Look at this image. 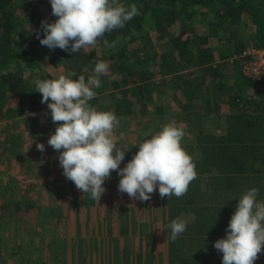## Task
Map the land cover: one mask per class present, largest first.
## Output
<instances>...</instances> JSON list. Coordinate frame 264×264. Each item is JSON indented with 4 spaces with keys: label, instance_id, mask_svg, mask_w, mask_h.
<instances>
[{
    "label": "trees",
    "instance_id": "trees-1",
    "mask_svg": "<svg viewBox=\"0 0 264 264\" xmlns=\"http://www.w3.org/2000/svg\"><path fill=\"white\" fill-rule=\"evenodd\" d=\"M119 3L135 4L138 15L73 53L40 44L41 22L58 18L50 0H0L3 157L22 152L25 131L17 132L14 124L19 119L34 140L62 123L52 121L47 102L33 90L35 78H56L53 71L62 69L61 74L73 71L74 78L82 74L87 79L98 61H106L110 70L100 77L102 85L90 104L119 118H153L174 110L171 120L187 128L182 143L197 176L184 195L165 196L164 201L169 225L181 216L192 218L175 241L169 238V264H222V253L213 245L226 235L238 197L257 187L264 199V76H246L240 62L232 60L249 46L264 47V0ZM174 25L178 32L171 30ZM39 112L45 114L44 127L31 115ZM125 149L124 165L136 153L130 143L119 148ZM14 198L2 203L3 210L33 207ZM254 264H264L260 253Z\"/></svg>",
    "mask_w": 264,
    "mask_h": 264
},
{
    "label": "clouds",
    "instance_id": "clouds-1",
    "mask_svg": "<svg viewBox=\"0 0 264 264\" xmlns=\"http://www.w3.org/2000/svg\"><path fill=\"white\" fill-rule=\"evenodd\" d=\"M53 22H41L44 35L40 44L73 53L97 43L106 32L122 28L138 15L135 4L128 7L119 0H50ZM107 44V42H105ZM110 66L98 61L94 74L85 78L68 71L56 78L33 80L35 91L47 102L53 122L59 123L47 144L59 152L64 176L83 193L100 200L105 180L113 170L120 176L118 190L134 199L147 201L154 191L161 198L184 195L197 176L190 153L183 146L185 129L176 122L164 124L159 131L138 143L139 149L123 166L126 150L117 148L116 128L120 119L111 110H98L90 101L101 87V76ZM124 138V133H120ZM45 150L44 143L36 145ZM233 198V197H232ZM226 229L213 247L222 253V264H254L264 249V199L257 187L247 189L240 197ZM231 199V198H230ZM190 218L171 221L170 239L184 233ZM169 238V235H167Z\"/></svg>",
    "mask_w": 264,
    "mask_h": 264
},
{
    "label": "crops",
    "instance_id": "crops-1",
    "mask_svg": "<svg viewBox=\"0 0 264 264\" xmlns=\"http://www.w3.org/2000/svg\"><path fill=\"white\" fill-rule=\"evenodd\" d=\"M123 166L121 162L120 167ZM52 172L51 168L39 187L34 182L17 186L22 195L18 200L33 205L25 209L28 212L32 210L36 215L54 216L57 204L51 203L55 196L54 192H47V185L60 190L61 234L53 233V226L51 229L41 227L37 230L40 246L28 249L37 253L35 260L6 264H169V217L158 190L147 201L134 200L118 190L120 176L117 170H113L104 182L106 190L100 200H96L69 179L48 180L53 178ZM20 187H29L26 188L29 193H24ZM34 187H37L36 196H33ZM54 253L62 254L61 259L48 258L47 255ZM260 254L264 257V249Z\"/></svg>",
    "mask_w": 264,
    "mask_h": 264
},
{
    "label": "rangeland",
    "instance_id": "rangeland-1",
    "mask_svg": "<svg viewBox=\"0 0 264 264\" xmlns=\"http://www.w3.org/2000/svg\"><path fill=\"white\" fill-rule=\"evenodd\" d=\"M171 30L173 32H178L179 26L174 25L172 26ZM215 40L217 41V39ZM53 72L55 73V75L59 76L62 72V69H58ZM153 95L154 97H156V93H154ZM173 114H175V112L174 110H171L169 114H164L163 116H154L153 118L150 115L146 117L137 115L135 117L128 116L119 118L120 124L117 127V130H119L120 133H124V138L121 139L120 134H116L117 148L119 149L125 143H130L135 147V151L137 152L139 149L138 143L147 138L148 135L154 134L155 132L159 131L164 124L173 122L171 120ZM31 115L36 116V122L39 125L41 124L40 126L44 127L45 114L43 112ZM10 121L12 122V120ZM157 123L159 125H157ZM14 124L16 128L15 130L17 132L25 131L23 134L24 137L22 152H20L17 157L10 156V158L7 155L3 157L2 152L4 151V144H0V170L2 171V175L0 178V264H6V262L12 263L17 260L27 262L32 259L35 260V256H37V253H33V251H29L28 249L29 247L37 248V246H40V237L38 236L37 230L42 228L46 229V227H48L47 229H51V226H53V233L56 234V232H58L59 234H61L60 225L63 222L61 221L60 214V190L49 187V185H47V192H49V194H51V192H54L53 196H55L53 197V200H51V203L57 204L58 207L55 209L56 211L54 216H44L41 214L36 215V213H34V211L32 210L30 212L26 211L25 209L27 207H25L24 205H21V210L17 211L15 208L10 207L6 211L1 207L2 203L4 201H9L14 197L17 199L19 197H22L20 189H18L17 186H25L26 184L34 182L35 184H33L39 187V185L42 184V181L45 180V177L49 174L48 171L51 168L53 171V178H47L48 180H53V182L59 181V179L61 178L62 180H68L64 176L63 169L59 164V152H54L55 149L47 144L48 138L52 133L55 132V126L53 125L52 129L51 127H49L51 132L48 133V136L38 139L35 138L34 140L33 138H31L28 129L25 130L26 125L22 122V120L19 119V121ZM181 126L184 125L181 124ZM34 129H36V127H34ZM184 129L186 134L187 128L184 127ZM36 140L41 141L45 144V150L43 152L37 149L36 145L38 142ZM34 141H36V144L33 143ZM11 178L13 180L10 183L8 181L9 179L11 180ZM37 187H34L33 189V196H36ZM26 188L29 187H22L21 189L24 193H29V189L27 191ZM42 202L47 203V200L42 199ZM39 209L40 208H38L37 210ZM56 214H58L59 216H57ZM57 238L58 240H60L59 236ZM37 240L39 241L37 242ZM16 246H22L23 250L21 251L20 248H16ZM50 248L51 242L49 244V249ZM50 251L52 250L50 249ZM54 252H56V250ZM47 256L48 258L51 257L52 260H59L61 259L62 254L58 253L57 255L53 254Z\"/></svg>",
    "mask_w": 264,
    "mask_h": 264
},
{
    "label": "built area",
    "instance_id": "built-area-1",
    "mask_svg": "<svg viewBox=\"0 0 264 264\" xmlns=\"http://www.w3.org/2000/svg\"><path fill=\"white\" fill-rule=\"evenodd\" d=\"M234 59L240 62L244 75L258 80L264 76V47L249 46Z\"/></svg>",
    "mask_w": 264,
    "mask_h": 264
}]
</instances>
